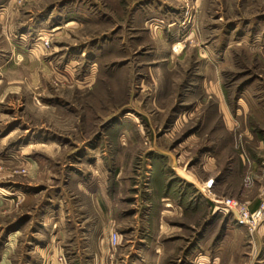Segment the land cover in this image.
I'll return each instance as SVG.
<instances>
[{
    "label": "rangeland",
    "instance_id": "rangeland-1",
    "mask_svg": "<svg viewBox=\"0 0 264 264\" xmlns=\"http://www.w3.org/2000/svg\"><path fill=\"white\" fill-rule=\"evenodd\" d=\"M211 198L264 201V0H0V262L196 264Z\"/></svg>",
    "mask_w": 264,
    "mask_h": 264
},
{
    "label": "crops",
    "instance_id": "crops-1",
    "mask_svg": "<svg viewBox=\"0 0 264 264\" xmlns=\"http://www.w3.org/2000/svg\"><path fill=\"white\" fill-rule=\"evenodd\" d=\"M180 170V171H179ZM176 170L177 176H174V179H177L179 177L184 181L181 182V184H178L177 191L180 192L181 197H179L177 194L173 196H178V197H173L172 195H162L160 197V201L164 203V205L168 208L169 212H164L161 211L160 215L163 216V218L160 219V226H163L164 231H169L174 224H170L169 221L167 223L165 217L169 215H175V213H178L177 216L181 217L184 214L183 210V196H186V191H193V193L190 195V200L193 199H198L197 203L195 204L196 207H198V204L201 203V196H199V193L204 194L203 186L205 185L204 183L200 182L197 178H192V177H187L186 174H184V171L179 169ZM172 184V183H171ZM189 185L188 188H186ZM170 187V184H169ZM175 190V188H174ZM186 190V191H185ZM175 192V191H174ZM16 195V194H14ZM33 194L30 196L32 197ZM198 195V196H197ZM28 195V197H30ZM35 196V193L34 195ZM197 196V197H196ZM177 198V199H176ZM179 198V199H178ZM23 201L24 203L26 202L27 195L23 196ZM183 199V200H182ZM179 200V201H177ZM160 203V202H159ZM211 204V203H210ZM213 204H211L212 207ZM172 213V214H171ZM232 215V214H231ZM232 221L225 219L224 224L221 226L223 229L222 235L219 237V242L215 245L214 250H212V253H205L203 254L202 252H199V254L195 255V259L193 260L194 263L198 264H219L221 262L222 256L226 253L229 255V251L227 250V244L229 243L228 241L235 240L238 242L240 245L239 247L241 248L240 253L242 254H237L236 251V259L233 260L234 264H262L264 262V228L261 227L259 230V234H257L255 237H252L250 240L249 238V233L247 229L238 224L236 221V217L232 215ZM55 227L57 228L56 223H58L57 220L53 221ZM166 228V229H165ZM172 231V230H171ZM63 234V229L59 228L57 235L61 236ZM56 235V236H57ZM103 235L98 236V240L100 245L103 246L104 244V239L102 238ZM257 240V241H256ZM242 244L246 245V248L242 247ZM197 246V245H196ZM196 249H198L196 247ZM154 250H160V249H154ZM263 252V253H262ZM40 253H42V263L40 264H67V262L63 261L62 258H60V255L64 253L62 247H60V244H49V245H43L40 248ZM135 253V252H134ZM133 253V254H134ZM137 258L139 256V253L136 252ZM135 256V255H134ZM244 256V257H242ZM259 256V260L257 257ZM255 257V258H254ZM60 258V259H59ZM250 259V261H247V259ZM252 259H254L252 261ZM257 261V262H256ZM3 263V260L0 262V264ZM232 263V260L231 262ZM229 263V264H230ZM4 264V263H3Z\"/></svg>",
    "mask_w": 264,
    "mask_h": 264
},
{
    "label": "built area",
    "instance_id": "built-area-1",
    "mask_svg": "<svg viewBox=\"0 0 264 264\" xmlns=\"http://www.w3.org/2000/svg\"><path fill=\"white\" fill-rule=\"evenodd\" d=\"M213 184V180L208 181L205 183L203 186V190L205 191V188H211ZM214 208L216 211H224L228 214H232L236 217L235 213L233 210H236L238 213V218L236 217V221L238 224L242 226H246L250 232H254L256 230L261 222H264V201L259 207L258 210L251 212L249 208H247L245 205L242 203H239L237 200L233 198H224L222 200L218 199H212ZM117 238L118 236H114V243H117Z\"/></svg>",
    "mask_w": 264,
    "mask_h": 264
},
{
    "label": "water",
    "instance_id": "water-1",
    "mask_svg": "<svg viewBox=\"0 0 264 264\" xmlns=\"http://www.w3.org/2000/svg\"><path fill=\"white\" fill-rule=\"evenodd\" d=\"M233 211H234L236 217L238 218L239 215H238L237 211L236 210H233Z\"/></svg>",
    "mask_w": 264,
    "mask_h": 264
}]
</instances>
